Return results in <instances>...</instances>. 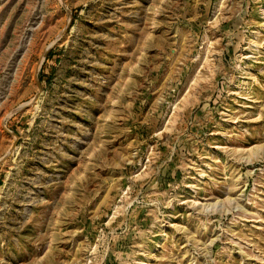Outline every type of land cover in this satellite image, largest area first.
Instances as JSON below:
<instances>
[{"label":"rangeland","instance_id":"1","mask_svg":"<svg viewBox=\"0 0 264 264\" xmlns=\"http://www.w3.org/2000/svg\"><path fill=\"white\" fill-rule=\"evenodd\" d=\"M0 264H264V0H0Z\"/></svg>","mask_w":264,"mask_h":264}]
</instances>
